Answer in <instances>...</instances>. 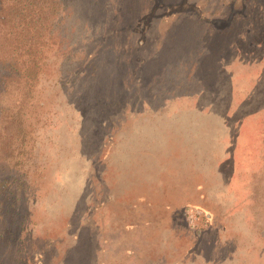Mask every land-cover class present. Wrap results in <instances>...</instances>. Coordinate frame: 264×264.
Wrapping results in <instances>:
<instances>
[{
	"label": "rangeland",
	"instance_id": "obj_1",
	"mask_svg": "<svg viewBox=\"0 0 264 264\" xmlns=\"http://www.w3.org/2000/svg\"><path fill=\"white\" fill-rule=\"evenodd\" d=\"M93 248L264 264V0H0V264Z\"/></svg>",
	"mask_w": 264,
	"mask_h": 264
},
{
	"label": "flooded vegetation",
	"instance_id": "obj_2",
	"mask_svg": "<svg viewBox=\"0 0 264 264\" xmlns=\"http://www.w3.org/2000/svg\"><path fill=\"white\" fill-rule=\"evenodd\" d=\"M80 244H81V242L80 243L79 242L75 243L74 246L71 247V249L66 253V254L71 255V258L74 257L76 259V261H77V257L80 256L79 255V252L81 250V247H79ZM97 252H98V250L93 248L92 256H90L91 259L89 258V264H94L97 261V256H96ZM72 262H73V258H72Z\"/></svg>",
	"mask_w": 264,
	"mask_h": 264
},
{
	"label": "trees",
	"instance_id": "obj_3",
	"mask_svg": "<svg viewBox=\"0 0 264 264\" xmlns=\"http://www.w3.org/2000/svg\"><path fill=\"white\" fill-rule=\"evenodd\" d=\"M66 258H69V254H66ZM66 258L64 257V259H66ZM70 261H71V255H70V260L68 262H70ZM63 264H65V262Z\"/></svg>",
	"mask_w": 264,
	"mask_h": 264
}]
</instances>
